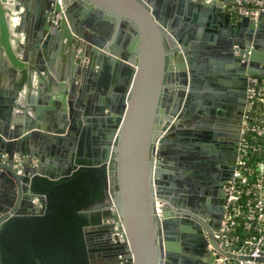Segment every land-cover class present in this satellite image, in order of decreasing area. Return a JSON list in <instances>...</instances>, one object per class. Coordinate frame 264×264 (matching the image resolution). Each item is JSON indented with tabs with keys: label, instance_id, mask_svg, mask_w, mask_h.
Instances as JSON below:
<instances>
[{
	"label": "water",
	"instance_id": "water-1",
	"mask_svg": "<svg viewBox=\"0 0 264 264\" xmlns=\"http://www.w3.org/2000/svg\"><path fill=\"white\" fill-rule=\"evenodd\" d=\"M59 1L0 0V177L10 192L0 196V264H56L4 260L3 243L8 235L14 246L22 224L50 221L73 194L93 196L88 213L69 215V264H95L97 249L81 252L89 234L104 241L99 264H196L187 223L212 215L177 210L185 207L171 187L184 180L173 169L225 206L234 171L247 166L240 144L256 106L248 89L264 79V10L250 17L226 0ZM44 77L45 97L26 111L19 94ZM223 211L205 228L208 264L215 251L229 256L213 238Z\"/></svg>",
	"mask_w": 264,
	"mask_h": 264
},
{
	"label": "built area",
	"instance_id": "built-area-1",
	"mask_svg": "<svg viewBox=\"0 0 264 264\" xmlns=\"http://www.w3.org/2000/svg\"><path fill=\"white\" fill-rule=\"evenodd\" d=\"M57 2L60 3L59 0ZM226 2L227 10L250 17H254L257 11L264 10V0H226ZM58 18L59 14L55 19ZM252 82L254 86L248 89V105L255 103L256 106L250 133L264 138V79ZM246 135H243L240 144V158L245 162L247 161L244 156L249 154L251 147ZM253 149L257 150L254 147ZM259 153L262 156L255 163L254 168L251 169L248 162L246 167H237L233 173L234 180L225 188V214L220 229L215 233V239L229 256L215 251L214 254H218L215 259L217 264H264L255 260L264 255V146ZM36 161L34 158L32 163L35 164ZM14 164L17 167L22 165L20 155L14 157ZM238 224H241L243 231H251L252 234L241 238L233 233ZM245 257H250L251 260Z\"/></svg>",
	"mask_w": 264,
	"mask_h": 264
},
{
	"label": "crops",
	"instance_id": "crops-1",
	"mask_svg": "<svg viewBox=\"0 0 264 264\" xmlns=\"http://www.w3.org/2000/svg\"><path fill=\"white\" fill-rule=\"evenodd\" d=\"M48 83L49 81L46 77L38 81L33 80L32 86L34 90L32 91L29 90L26 85H24V94H19L17 103L22 104L26 111L33 108V106H36L38 104V100H42V98L45 97V94L44 92H42V90L44 91ZM7 87L11 88V86ZM39 88L41 89V91L38 90ZM49 92L52 95L54 94L53 86L51 87ZM14 112L17 113V109H15ZM192 128H194V126L192 127L189 125L183 126V128L180 130L186 131ZM82 145L83 148H86L85 143H83ZM66 187L69 188L68 185H65V188ZM65 188H62L64 193L67 192ZM80 189L82 193H85L86 190L84 186L80 187ZM90 195L91 194H89L88 196H80L77 194L78 197H76V195L74 196L73 194V197H69L70 199L67 197L66 199H64V205H62L55 211L57 215H55L54 211L51 213L50 221L45 222L41 220L36 223L22 224L19 230L18 242L15 243L14 246H10L9 236L6 235L5 242L3 243L4 260H9V258L12 257V254H15L14 256L21 260V262H25L27 259L30 261L31 257H35L36 261L40 262H53L56 264L71 263L74 256L73 240L76 242V238L74 239L75 233L73 229L75 221L73 217H70L69 215L74 214L76 211H78L80 214L88 213L87 210H84L83 206L90 203L89 201L93 196ZM33 203L40 207V204L36 201V199L33 200ZM64 216L69 217L65 218ZM86 238L87 239L84 242V249L81 252H83L88 257L89 250H91L92 248L97 249L98 252H96L97 255L94 262L95 264L102 263V257H98V253L102 254V252H100V249L102 250L104 241L92 239L90 234L86 235ZM15 248L17 250L16 252Z\"/></svg>",
	"mask_w": 264,
	"mask_h": 264
},
{
	"label": "flooded vegetation",
	"instance_id": "flooded-vegetation-1",
	"mask_svg": "<svg viewBox=\"0 0 264 264\" xmlns=\"http://www.w3.org/2000/svg\"><path fill=\"white\" fill-rule=\"evenodd\" d=\"M198 108H199V112H197V113L199 114V116H201L200 113H202V115L203 114H207L205 112V108L203 110H201L202 109L201 105H199ZM209 115H213V112L212 111L208 112V116ZM198 128L200 130H205L204 123L203 122H199V127ZM205 150H206V145H205V147L203 149V152ZM16 155H19V154L18 153H14L10 157V160H9L10 162L13 163V167H17L14 164V157ZM21 159H22V157H21ZM5 160H7V157L5 155H3L2 156V161L4 162ZM36 160L38 161V157H36ZM199 165L200 166H198L196 168L198 171L203 169V166H201V164H199ZM173 170H174V172L175 171L179 172L180 173V179L182 177L183 180H184V181H182L183 182V186L182 187L180 185V183H182V182L180 181L179 182L180 186L178 185L175 188L171 187L170 186V182H169V187H171V190L174 193L178 194L177 197H175V196L172 197V199L175 200V204H179V205H182L183 207H185L184 209L180 208V209H177V210L186 211V212L190 213L191 215H194L197 218H199V217L197 216L196 212H199V213H203V212H207V211L211 212V215H212L211 219L210 218L208 219V218H205V217L204 218H199V219H201L203 224L200 223L199 221H197L194 218H190V221L187 223V225L192 230V233H190V234L186 233V235H185V236L189 237V241H188V245H187L188 252L189 251L190 252H195L199 256V259L196 261V264H208L207 261H205V259L206 260L209 259V255L210 254H209L208 250H211V246L209 244L210 237L205 234V228L209 229V230H212V226L215 224L216 220L223 216L224 205L221 202L219 197H215V200L212 203H208L207 201H204V199L207 198V194H206V189L207 188H206L205 184L199 185V184H197L198 181L197 182L195 181L194 183L192 182L191 185L187 184L188 186L187 185L185 186L186 181L189 180V178H187V176L185 177L183 175L184 172H186L185 168L178 167V168H175ZM189 184H190V182H189ZM4 186H5L4 179H3V177H0V189H1L0 196L2 195V196L5 197V195H7L9 197L10 196L9 195L10 192H9L8 188H5ZM178 188L182 189L181 191H179V193H178V190H177ZM201 234H203V235L205 234L204 237H205V239L207 241V243H205L204 245H202ZM213 238H215V234H214Z\"/></svg>",
	"mask_w": 264,
	"mask_h": 264
},
{
	"label": "trees",
	"instance_id": "trees-1",
	"mask_svg": "<svg viewBox=\"0 0 264 264\" xmlns=\"http://www.w3.org/2000/svg\"><path fill=\"white\" fill-rule=\"evenodd\" d=\"M258 110V107L256 108ZM246 139L251 146L249 149V154L244 156L245 160L248 162V166L252 169L254 168V165L257 161H259L260 158V150L263 149L264 146V138L261 136H256L254 133H249L246 135ZM253 147L257 150H254ZM235 234H238L239 237L243 238L246 235L252 234L251 231H243L241 228V224H238L235 231L233 232Z\"/></svg>",
	"mask_w": 264,
	"mask_h": 264
}]
</instances>
